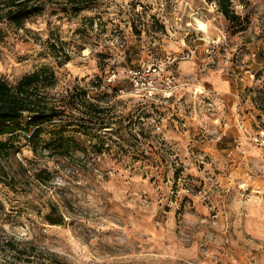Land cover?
<instances>
[{
    "label": "rangeland",
    "instance_id": "obj_1",
    "mask_svg": "<svg viewBox=\"0 0 264 264\" xmlns=\"http://www.w3.org/2000/svg\"><path fill=\"white\" fill-rule=\"evenodd\" d=\"M38 1L0 22V73L52 66L78 125L64 158L22 131L0 152V264H264V0H234L235 33L216 1ZM152 61L158 92L132 95L127 71Z\"/></svg>",
    "mask_w": 264,
    "mask_h": 264
},
{
    "label": "trees",
    "instance_id": "obj_2",
    "mask_svg": "<svg viewBox=\"0 0 264 264\" xmlns=\"http://www.w3.org/2000/svg\"><path fill=\"white\" fill-rule=\"evenodd\" d=\"M50 1L58 2L65 10L72 11L83 10L96 3L95 0ZM207 1H216L219 11L235 26L234 33L247 28V23H244L245 21L233 8L234 0ZM40 6L42 5L38 0H0V22L9 21L16 28H20L26 18L40 12ZM2 32L0 27V41L4 39ZM50 46L51 56L59 60L61 65L63 62L59 54L64 52L63 46L57 42H52ZM65 56L69 59L68 55ZM56 82V71L48 64H41L32 71L23 73L15 83H11L0 73V152L3 156H6L5 150L17 131L26 132L28 143L36 155H39L38 150L42 146L49 150L46 154L51 157L64 158L69 154L70 138L67 141L68 137L64 132L67 126L77 131L78 124L73 121L65 123L62 118L66 114V106L58 105L49 97L47 89L54 86ZM83 93L85 95L86 92ZM82 99L85 100L84 97ZM86 104L90 108L89 111L93 113L102 111L91 102ZM44 133L52 134L50 139L44 141ZM73 139L71 137V140ZM54 213L53 209L51 214L47 215L49 221L53 225L62 224L63 217L60 215L56 218L57 215Z\"/></svg>",
    "mask_w": 264,
    "mask_h": 264
},
{
    "label": "built area",
    "instance_id": "obj_3",
    "mask_svg": "<svg viewBox=\"0 0 264 264\" xmlns=\"http://www.w3.org/2000/svg\"><path fill=\"white\" fill-rule=\"evenodd\" d=\"M215 45L207 47V53L215 52ZM131 94L142 98L150 99L158 92V78L162 77V69L157 62L142 63L133 66L127 71ZM122 91V89H120Z\"/></svg>",
    "mask_w": 264,
    "mask_h": 264
},
{
    "label": "crops",
    "instance_id": "obj_4",
    "mask_svg": "<svg viewBox=\"0 0 264 264\" xmlns=\"http://www.w3.org/2000/svg\"><path fill=\"white\" fill-rule=\"evenodd\" d=\"M227 79V78H226ZM226 79H223V82H222V90L224 89L225 91H229V92H236V90H237V87H236V85H235V82L234 81H232V88H230V85H229V83H227V80ZM228 84V85H227Z\"/></svg>",
    "mask_w": 264,
    "mask_h": 264
},
{
    "label": "bare ground",
    "instance_id": "obj_5",
    "mask_svg": "<svg viewBox=\"0 0 264 264\" xmlns=\"http://www.w3.org/2000/svg\"><path fill=\"white\" fill-rule=\"evenodd\" d=\"M203 25V24H202ZM204 27H206L205 25H203Z\"/></svg>",
    "mask_w": 264,
    "mask_h": 264
}]
</instances>
